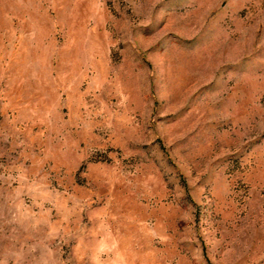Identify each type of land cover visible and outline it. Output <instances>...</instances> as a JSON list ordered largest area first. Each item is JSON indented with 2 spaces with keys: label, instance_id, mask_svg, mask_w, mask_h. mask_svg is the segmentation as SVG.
I'll return each mask as SVG.
<instances>
[{
  "label": "rangeland",
  "instance_id": "obj_1",
  "mask_svg": "<svg viewBox=\"0 0 264 264\" xmlns=\"http://www.w3.org/2000/svg\"><path fill=\"white\" fill-rule=\"evenodd\" d=\"M0 264H264V0H0Z\"/></svg>",
  "mask_w": 264,
  "mask_h": 264
}]
</instances>
